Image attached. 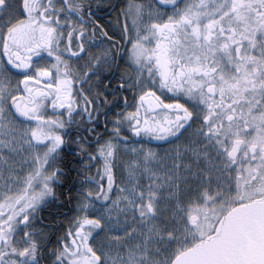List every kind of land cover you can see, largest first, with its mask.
<instances>
[{
    "label": "snow or ice",
    "instance_id": "1",
    "mask_svg": "<svg viewBox=\"0 0 264 264\" xmlns=\"http://www.w3.org/2000/svg\"><path fill=\"white\" fill-rule=\"evenodd\" d=\"M0 264H264V0H0Z\"/></svg>",
    "mask_w": 264,
    "mask_h": 264
}]
</instances>
